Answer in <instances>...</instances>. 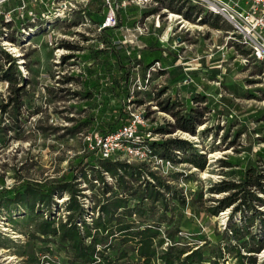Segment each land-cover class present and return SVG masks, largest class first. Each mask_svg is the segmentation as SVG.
Masks as SVG:
<instances>
[{"label": "trees", "instance_id": "16d2710c", "mask_svg": "<svg viewBox=\"0 0 264 264\" xmlns=\"http://www.w3.org/2000/svg\"><path fill=\"white\" fill-rule=\"evenodd\" d=\"M158 2L191 20L196 19L197 13L198 20L202 22L219 28L224 26L218 22V16L209 21L206 11L195 9L192 4L185 6L184 1ZM93 3L97 5L96 10L92 8ZM1 6L6 9V3ZM128 8L133 10L129 11ZM192 10H195L194 14ZM103 12V0H89L85 18L97 24L103 19ZM146 12L148 10L133 4L121 6L118 25L102 28L92 40L93 43L89 44L99 47L91 46L88 52L79 55L84 62V73L79 75L81 88L78 94L83 100L77 105V110L85 111L87 108L89 114L66 128L68 132L80 131L82 126L89 124L90 119L95 120L94 132L106 135L116 131L129 121L125 105L128 103L130 67L139 63L146 68L158 61V72L165 69L167 58L171 63L176 61L178 49L169 48L168 53L163 54L162 50L166 48L161 47L158 40L161 26L154 27L152 23L147 37L140 36L142 47H148L146 52L136 53L139 49L132 45L129 49L120 50L110 47L117 37L119 25L127 21L128 16H132L129 19V25H132L142 20ZM23 20L19 19L18 23ZM241 51L249 53L248 48ZM13 59L0 47V79L7 81L9 90V101L0 102V111L5 112L11 104L12 124H19L17 121L20 117L22 90L28 80L20 74ZM5 62L10 63L4 66ZM183 75L179 72L174 82L182 79ZM19 82L21 84L17 85ZM147 92L152 97L155 96L153 90ZM251 96L253 95L250 94ZM202 99L200 94L191 97L194 102ZM160 104L167 111L177 105L172 99L161 101ZM204 111V107L199 105H189L185 112L172 110L170 112L174 121L168 122V127H158L157 130L162 133L182 129L195 133L196 125L202 122ZM8 128L13 129V137H18L19 133L16 132L19 128L16 129L14 125ZM258 136L264 141V131ZM147 141L151 151L162 158L172 162L186 161L199 169L206 165V157L196 150L192 151L189 142L183 138H149ZM86 144L84 143L83 152L75 155L73 159L70 158L68 167L57 177L46 175L34 179L20 178L15 174L16 179L12 185H5L1 179L0 206L7 209L6 218L16 223L17 230L26 237L24 242L3 237L4 242L6 240L17 247L20 255H25L28 251L26 260L29 264L257 263L255 253L264 246V211L261 209L264 206L263 150L256 151L253 159L248 157L238 178L221 179L209 188L212 193L226 191V194L212 197L216 203L207 206L204 214L215 216L231 204L233 210L240 213L239 220H234L231 214L228 225L222 231L216 232L217 239H212L207 235L193 238L181 234L182 231L193 228V225L185 219L180 207L193 210L194 200H202L201 188L190 193L195 197H191L189 204L187 194L171 185L165 175L158 169H153L147 161L128 162L105 158L94 149H88ZM221 161L225 166L232 165L230 160ZM173 173L181 175L180 171ZM104 174H108L113 183ZM78 177L92 190L88 195L92 198L91 204L80 198L86 193L78 187ZM99 181L101 186H96ZM58 195L66 196L63 204L59 206L65 214L62 217L56 216L53 211L57 202L54 197ZM18 204L24 208V214L13 217L11 207ZM198 214H202L200 209ZM257 219L261 221V233L253 229ZM32 246H38L40 253L34 251L35 247Z\"/></svg>", "mask_w": 264, "mask_h": 264}, {"label": "rangeland", "instance_id": "374dc122", "mask_svg": "<svg viewBox=\"0 0 264 264\" xmlns=\"http://www.w3.org/2000/svg\"><path fill=\"white\" fill-rule=\"evenodd\" d=\"M176 1H184L185 6L192 4L195 9L206 11L205 15L209 21L218 16V22L224 26L219 28L208 22H202L198 20L197 13L195 20L184 15L177 20L179 12L161 5L158 0L156 4L152 3L143 8L148 10L143 16V18L147 17L146 21H154L159 15L160 32L165 31L162 36L168 37L163 40L164 45H160L166 48L162 52L167 54V49L177 48V59L171 63L167 58L164 63L165 69L152 74V81L158 82L156 85L152 84L149 90H153L154 97L147 92L148 90H143L133 97L134 104L130 105L134 107L140 105V109L144 108V115L148 118L151 129L159 133L161 132L157 130L158 127L167 126L168 122L174 121L170 111L185 112L189 105L204 107L202 122L196 125L195 133L176 129L162 132L159 138L161 140L167 137H179L187 140L192 151L196 150L206 157L205 167L199 169L186 161L169 160L171 164L159 167L158 171L165 175L171 185L187 194L189 204L191 197L192 199L195 197L190 193L200 188L203 191L202 200H194L193 210L180 207L185 219L193 225V228L190 227L191 229L182 231L181 234L193 238L207 235L217 239L216 232L222 231L228 225L229 216L233 214V219L239 220L240 213L234 211L231 204L215 216L204 214L207 206L216 203L212 197L226 194V191L212 193L209 188L221 179L238 178L248 157L251 156L253 159L256 151H264V141L258 136L264 131V57L258 58L252 45L241 43L231 23L221 15L207 10L201 0ZM92 5L96 10V3ZM128 10L133 9L128 8ZM194 12L195 10H192L193 14ZM11 14L13 20L5 24L1 20L3 15L0 13V47L14 58L13 63L28 83L25 82L22 90L20 117L17 121L19 124L15 122L12 124L11 104L7 106L5 112L0 111V185L1 179L4 180L5 185H12L16 179L15 174L20 178L34 179L46 175L59 176L70 164L69 159L83 152L84 143H87L86 137L95 131L94 119H90L89 124L82 126L80 131L70 133L66 129L89 114L87 108L85 111L77 110V105L83 100L78 94L81 88L79 75L84 73V62L79 55L88 52L91 46L99 47L89 45L97 35L95 22L79 13L72 16L69 24L64 25L63 21H55L64 36L56 44H49L40 29L24 33L20 29L18 20L14 18L15 11ZM36 21L40 20L36 18ZM79 22L86 24L79 26L77 24ZM225 28L229 31H225ZM2 43L14 45L18 55L10 50L13 46ZM181 43L183 45H180ZM132 46L139 49L135 51L136 53L139 51L144 53L148 49V47L143 48L142 45ZM110 47L120 50L129 49L131 46L110 45ZM247 48L249 53L241 51ZM9 63L5 62L4 66H8ZM137 64L139 63L130 67V72ZM143 69L139 64L138 70L142 72ZM179 72L184 75L182 79L174 82ZM19 84L21 82L17 83ZM7 86V81L0 79V102L9 101ZM249 93L253 96L250 97ZM195 94L202 95L203 99L194 102L191 97ZM167 99L177 103L170 111L165 110L160 104ZM10 125L19 128L16 132L19 133L18 137L12 136L13 129L8 128ZM221 159L232 161V165H223ZM150 165L155 169L152 164ZM173 171H180L181 175ZM104 175L110 183H113L108 174ZM77 179H80L78 187L86 193L80 198L91 204L92 198L88 195L92 190L83 179L80 177ZM96 186H101L100 181ZM262 195L264 196V193ZM65 198V195L54 197L57 201L53 206L56 216L65 215L59 207ZM199 209L202 214H198ZM261 209L264 211V206ZM10 211L13 217L24 214V208L20 204L11 207ZM7 213V209L0 206V264H29L26 260L28 251L25 255H20L17 247L6 240L4 242L3 237L15 242L26 240L25 235L17 230V224L6 218ZM260 225L261 221L257 219L253 226L257 233H261ZM32 247H35L34 251L40 253L38 246ZM255 256L256 264H264V246L255 253ZM228 263H231V260H228Z\"/></svg>", "mask_w": 264, "mask_h": 264}, {"label": "built area", "instance_id": "2783aa9c", "mask_svg": "<svg viewBox=\"0 0 264 264\" xmlns=\"http://www.w3.org/2000/svg\"><path fill=\"white\" fill-rule=\"evenodd\" d=\"M15 1L10 8H3L1 5ZM196 1V0H193ZM205 8L220 14L225 20L231 23L233 31L239 35V41L246 45H252L255 55L264 57V0H201ZM89 0H0V13L3 15L4 23L13 20L12 11H16L18 19H24L20 23V29L24 33L41 31L44 32L45 39L49 44H56L61 40L62 35L56 26L55 21H63L64 25L69 24L75 13L81 14L85 18V10ZM103 19L95 23V31L99 32L104 27H113L119 22V9L121 6L133 4L139 8H145L157 0H103ZM153 15V14H152ZM154 21H146L147 17L132 25L122 28L121 37L114 40L112 45H142L140 36L150 32V23L154 27H160L159 15ZM182 15L179 13V18ZM15 18V17H14ZM36 18L40 21L37 22ZM170 18V17H169ZM67 21V22H66ZM79 26L86 22L77 23ZM181 25V23H180ZM63 27V26H62ZM192 28V27H190ZM5 30V27L3 26ZM165 31L158 34V40L163 44ZM3 42V41H2ZM2 45H5L2 43ZM160 66L158 61L144 68L142 72L138 70L139 64L133 67L129 75V95L126 110L129 114V121L114 132L101 135L97 132L86 137L87 148L94 149L102 157L123 159L130 161H147L155 169L170 165L168 159L158 157L151 151L148 143L149 138H159L162 133L151 129L148 118L144 115V108L131 106L134 104L133 97L139 92L152 88V84H157L153 80V73ZM82 72L81 70H79ZM155 82V83H154Z\"/></svg>", "mask_w": 264, "mask_h": 264}, {"label": "crops", "instance_id": "0c3cea01", "mask_svg": "<svg viewBox=\"0 0 264 264\" xmlns=\"http://www.w3.org/2000/svg\"><path fill=\"white\" fill-rule=\"evenodd\" d=\"M15 4V1H10V2H8V3H6V9L7 8H10L11 6H13ZM14 17H15V20L17 19V14H16V11H15V14H14ZM132 16H128L127 17V21L125 20L121 25H119V27H118V29H117V32H116V35H117V37L114 39V40H116V39H118L119 37H121V33H122V28L124 27V26H126V25H129L130 24V18H131ZM182 18V17H181ZM18 20V22H19V19H17ZM184 26V25H183ZM143 37H147L146 35H144ZM113 40V41H114ZM159 44L161 45V43L159 42ZM180 45H183L182 43L180 44Z\"/></svg>", "mask_w": 264, "mask_h": 264}, {"label": "bare ground", "instance_id": "6f19581e", "mask_svg": "<svg viewBox=\"0 0 264 264\" xmlns=\"http://www.w3.org/2000/svg\"><path fill=\"white\" fill-rule=\"evenodd\" d=\"M179 17V16H178ZM181 19V18H180ZM182 25V24H181ZM5 45H7V46H13V47H11L10 48V50L12 51V52H15L16 53V55H18L17 54V49L14 47V45H11V44H9V43H6ZM226 211H228V210H226Z\"/></svg>", "mask_w": 264, "mask_h": 264}]
</instances>
